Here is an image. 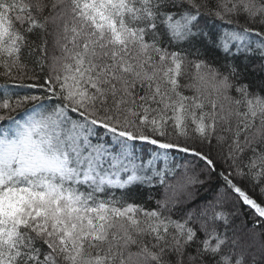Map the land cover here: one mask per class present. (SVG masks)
Masks as SVG:
<instances>
[{"label": "snow or ice", "instance_id": "snow-or-ice-1", "mask_svg": "<svg viewBox=\"0 0 264 264\" xmlns=\"http://www.w3.org/2000/svg\"><path fill=\"white\" fill-rule=\"evenodd\" d=\"M0 122V264H264V0H0Z\"/></svg>", "mask_w": 264, "mask_h": 264}, {"label": "trees", "instance_id": "trees-1", "mask_svg": "<svg viewBox=\"0 0 264 264\" xmlns=\"http://www.w3.org/2000/svg\"><path fill=\"white\" fill-rule=\"evenodd\" d=\"M201 58L207 60L209 63H215V57L212 53L210 52H205L203 49L201 50ZM190 58L195 59V51L193 50L192 55L190 56ZM259 65V59L256 58L255 59V64L253 65V68H258ZM250 71H252V69H250ZM250 79L253 81V83H258L259 79H260V74L258 71H255L253 76L250 77ZM2 123V122H0ZM163 151V150H161ZM170 159L174 156L176 162L178 163H188L191 162L192 164L196 163V160L190 155V154H184V153H179L176 152L175 150H172L169 153ZM224 191V186L222 184V182L218 181L215 177H213V179L210 181V185L207 189V191L204 193L205 195L208 196L209 199L213 198V196L215 195L216 192H221ZM117 195H119V192H117ZM152 195H156L155 192L152 193ZM230 202H234L233 197L229 196L228 197ZM240 221L237 220V224L239 225Z\"/></svg>", "mask_w": 264, "mask_h": 264}]
</instances>
